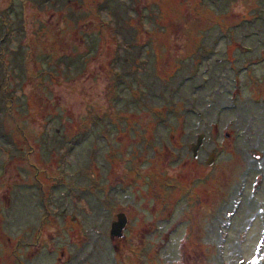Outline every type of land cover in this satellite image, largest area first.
<instances>
[{
  "label": "rangeland",
  "instance_id": "374dc122",
  "mask_svg": "<svg viewBox=\"0 0 264 264\" xmlns=\"http://www.w3.org/2000/svg\"><path fill=\"white\" fill-rule=\"evenodd\" d=\"M0 264H264V0H0Z\"/></svg>",
  "mask_w": 264,
  "mask_h": 264
},
{
  "label": "water",
  "instance_id": "95a60500",
  "mask_svg": "<svg viewBox=\"0 0 264 264\" xmlns=\"http://www.w3.org/2000/svg\"><path fill=\"white\" fill-rule=\"evenodd\" d=\"M202 141H203V134H198L196 138V142L191 144L190 150L192 151L194 157L197 156V150L202 144ZM214 156L215 154L213 153L208 156L206 161L207 165H210L212 163ZM125 223H126L125 215L123 213H118L116 215V219L110 225V234L112 236L120 237L122 234V230L125 226Z\"/></svg>",
  "mask_w": 264,
  "mask_h": 264
},
{
  "label": "flooded vegetation",
  "instance_id": "af4514ba",
  "mask_svg": "<svg viewBox=\"0 0 264 264\" xmlns=\"http://www.w3.org/2000/svg\"><path fill=\"white\" fill-rule=\"evenodd\" d=\"M195 142H196V141H195ZM195 142H194V143H195ZM202 142H203V141H202ZM191 144H192V143H191ZM191 144H190V146H191ZM201 145H202V144H201ZM201 145H200V147H201ZM200 147H199V148H200ZM199 148H198V149H199ZM197 155H198V154H197ZM123 214L125 215L126 223H125V226H124L122 232L126 230V228H127V223H128V222H127L128 220H127V216H126V214H125V213H123ZM113 221H114V220H113ZM113 221H112V222H113ZM112 222H111V223H112ZM125 235H126V234H125Z\"/></svg>",
  "mask_w": 264,
  "mask_h": 264
}]
</instances>
